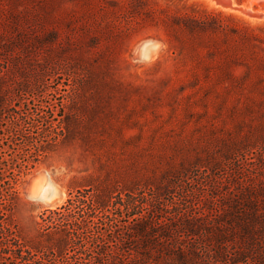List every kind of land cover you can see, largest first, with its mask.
Listing matches in <instances>:
<instances>
[{
	"label": "rangeland",
	"instance_id": "obj_1",
	"mask_svg": "<svg viewBox=\"0 0 264 264\" xmlns=\"http://www.w3.org/2000/svg\"><path fill=\"white\" fill-rule=\"evenodd\" d=\"M23 97L33 140L59 136L18 176L11 241L47 254L41 213L93 185L172 191L173 216L209 219L236 176L264 175V0H0V105Z\"/></svg>",
	"mask_w": 264,
	"mask_h": 264
},
{
	"label": "trees",
	"instance_id": "obj_2",
	"mask_svg": "<svg viewBox=\"0 0 264 264\" xmlns=\"http://www.w3.org/2000/svg\"><path fill=\"white\" fill-rule=\"evenodd\" d=\"M31 89L23 90L32 98L38 96L40 86ZM27 100L23 97V106L12 109L0 105V252L4 257L15 264L60 260L69 264L70 251L91 248L89 264H264V175L236 176L234 187L222 193L218 205L206 206L215 211L209 219L202 218L204 213L173 216L167 211L178 207L172 191H167L171 196L166 200L165 192L147 194L133 185L118 191L113 184L93 185L89 193L77 189L64 203L41 213L38 224L48 230L50 240L47 254L41 253L43 245H29L19 235L11 241L7 215L17 199L18 176L45 155L59 136L43 134L39 141L33 140L29 129L39 122L40 107L24 109ZM9 149L14 155H6ZM184 170L172 172L181 181L182 173H188ZM116 221L123 222L119 230Z\"/></svg>",
	"mask_w": 264,
	"mask_h": 264
}]
</instances>
